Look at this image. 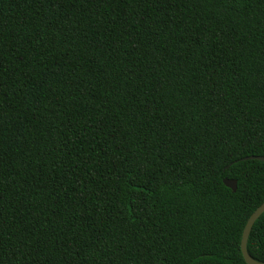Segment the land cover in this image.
Listing matches in <instances>:
<instances>
[{"label":"trees","instance_id":"obj_1","mask_svg":"<svg viewBox=\"0 0 264 264\" xmlns=\"http://www.w3.org/2000/svg\"><path fill=\"white\" fill-rule=\"evenodd\" d=\"M252 155L264 0H0V264H248Z\"/></svg>","mask_w":264,"mask_h":264},{"label":"water","instance_id":"obj_2","mask_svg":"<svg viewBox=\"0 0 264 264\" xmlns=\"http://www.w3.org/2000/svg\"><path fill=\"white\" fill-rule=\"evenodd\" d=\"M244 159H258V160L264 161V156L252 155V156H247ZM224 183L226 186L230 187L233 191L237 190V180L236 179H231V178L226 177L224 178ZM263 212H264V202L260 206H258L256 210L250 215L247 223L245 224V227L242 233L241 250H242L244 259L248 264H264V262L254 259L248 253V250H247V242H248L250 232L253 228L254 223L262 215Z\"/></svg>","mask_w":264,"mask_h":264}]
</instances>
